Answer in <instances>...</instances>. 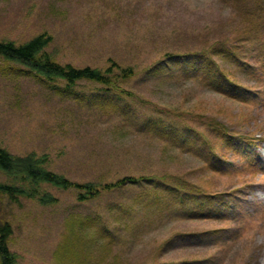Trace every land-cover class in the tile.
<instances>
[{
    "label": "rangeland",
    "instance_id": "rangeland-1",
    "mask_svg": "<svg viewBox=\"0 0 264 264\" xmlns=\"http://www.w3.org/2000/svg\"><path fill=\"white\" fill-rule=\"evenodd\" d=\"M238 17L243 11L223 0H0V40L22 44L43 34L52 37L46 50L62 65L114 69L108 85L81 80L69 87L0 56V147L16 161L30 159L95 186L87 193L0 169V182L26 188L19 202L5 197L0 205L13 227V264L205 257L216 264H264V34L242 39ZM221 41L241 56L215 59L233 88L244 89L245 102L210 90L198 79L204 72L178 81L152 69L165 55L208 52ZM130 66L132 77L115 76ZM242 140L244 151L235 148ZM211 146L216 164L206 152ZM125 176L223 192L231 216L191 218L150 181L106 188ZM148 189L164 199L162 209L151 204ZM177 232L212 241L178 237L164 249Z\"/></svg>",
    "mask_w": 264,
    "mask_h": 264
},
{
    "label": "trees",
    "instance_id": "trees-1",
    "mask_svg": "<svg viewBox=\"0 0 264 264\" xmlns=\"http://www.w3.org/2000/svg\"><path fill=\"white\" fill-rule=\"evenodd\" d=\"M223 1L229 2L235 9L243 11L244 18L238 17L243 23V26L239 27L238 32L242 39L246 41H255L261 34H264V0ZM51 40L52 37L46 38L43 34L38 35L22 44H17L11 40H0V56L8 61L15 62L24 68L27 66L28 70H26V72L35 73L38 77H45L48 79H64L67 81L69 87L76 85L78 81L81 80H92L105 85L110 84L112 73L114 72L112 67L108 68V70H106L107 72H102L98 69L92 68L91 66L74 67L70 64L62 65L58 63L46 50V47ZM259 40H262V38ZM218 54L225 59H231L233 62L237 61L238 58L241 57L237 53L235 54L230 51V46L226 41H221L215 49L208 48V52L197 50L184 54L179 53L174 55H165L161 61L152 67V69L156 68L163 70L165 72L162 75L167 74L166 76L168 78L176 79L178 81L183 78L197 79L198 73L204 72L203 77H199L198 79L204 82L210 90L233 100L236 99L245 102V100H240L243 98L244 89L239 87L240 85H237L238 88H233V86H235L234 81L229 78V76L225 73V70L215 59V55ZM115 66L118 67L117 63H115ZM120 70L121 72L115 75L118 78L128 79L134 74V69L131 66L128 68H121ZM183 72L186 74L183 75ZM200 74L201 73H199V75ZM224 134H226L225 136L229 137V141H231L230 139L233 134L232 131L227 130ZM181 140L183 142L188 139L182 137ZM246 144V140L235 142V148L244 151L243 147ZM208 148H206V152L215 158L214 164H216V158L219 161V154L212 146ZM0 169L5 172H12L17 175L19 174L24 180L31 179L35 182L44 181L63 188L77 187L86 190L87 193L95 192V186L90 184L74 183L70 179L60 176L54 171L38 166L37 163L32 162L30 159L16 161L12 154L3 147H0ZM144 181L146 183H149L150 181V185L158 184L159 187L157 186V188L170 192V200H173L179 208L181 207L182 212L191 215V218H216L221 220L231 216L230 208L232 207L225 199L221 198V195H219L224 194L223 192L203 193L199 191L194 192L190 190H183L181 189L182 185L180 182L171 184L161 180L158 181L153 177L146 178L144 176H125L116 181V183L109 184L106 188L113 189L122 186L130 187ZM25 189L21 185L16 184L14 181L0 182V205L5 197L12 203L19 202L21 195L26 192ZM148 192L151 196V204L153 205V203H158L162 209L164 199L159 196V193L152 196L149 189ZM81 198L85 200L87 196L81 195ZM193 215H196L197 217ZM105 228L111 232V230L108 229V226ZM12 234L13 227L11 223L0 215V257L4 264H13L14 262V255L9 248V239ZM204 236H206V234H198L195 232H177L173 235L170 241L166 242L164 249L166 248V245L176 242L175 240L178 237H180V239L189 237V240H197V243L212 241V239H208L206 241V239L203 238ZM225 241H227V238ZM216 244H219V242ZM151 264H216V262L215 259H212V257H205L201 259H185L174 263L155 261Z\"/></svg>",
    "mask_w": 264,
    "mask_h": 264
}]
</instances>
